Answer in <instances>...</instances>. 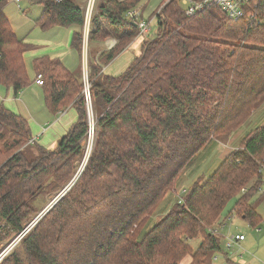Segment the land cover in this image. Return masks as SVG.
I'll return each instance as SVG.
<instances>
[{
	"label": "trees",
	"instance_id": "obj_1",
	"mask_svg": "<svg viewBox=\"0 0 264 264\" xmlns=\"http://www.w3.org/2000/svg\"><path fill=\"white\" fill-rule=\"evenodd\" d=\"M6 1L0 0V85L17 95L31 84L23 60L29 46L2 12ZM85 1H38L35 27L77 29L71 47L82 54ZM140 1L105 0L92 15L88 43L116 40L88 63L93 149L77 181L19 241L42 212L32 204L49 178L57 194L81 166L89 128L83 76L55 59L32 62L49 114L71 106L77 114L51 150L31 145L28 121L0 104V256L18 241L0 264H180L187 256L207 264L222 252L209 231L231 200L235 217L256 230L261 225L252 199L264 187V125L138 239L196 156L213 140L226 142L264 105V0H251L236 22L214 7L189 18L181 0H165L140 55L122 75H105L102 67L139 36L126 14Z\"/></svg>",
	"mask_w": 264,
	"mask_h": 264
},
{
	"label": "rangeland",
	"instance_id": "obj_2",
	"mask_svg": "<svg viewBox=\"0 0 264 264\" xmlns=\"http://www.w3.org/2000/svg\"><path fill=\"white\" fill-rule=\"evenodd\" d=\"M38 1L40 0H19L16 3L13 0H7L3 4L4 6L2 9V12L6 15V17L10 21L12 31L14 34L16 33L17 35L16 37L19 39H22L23 41H25L26 44L35 48L33 51H29V52H26L28 50L27 49L23 56V60H24L26 70H27V75L30 78L31 83L36 78L33 72V67H32L33 66L32 62L34 61V59L51 58V57H52L51 59H53L56 57L53 56L52 53L63 52V51L66 52V55L69 52V55H70V50H71V57L70 58L65 57V59H67L70 66L75 65L76 68L80 66V72H81V75L83 76V89L82 90L84 91L85 78L88 77V75L86 74L87 73L86 70L84 71V66L85 64H87V61L89 65H92V62L95 61V60H93L92 62L89 61L90 54H92L94 51L93 56L95 57L96 52H98L99 49H101V46H100L101 43H104L106 39L108 38H111L114 40L115 38L108 37L104 41L95 40V41H91V43H88L89 33L84 34L83 29H82L83 41L81 43V46H82L83 52L80 57V54L78 52H75V50L72 47H70L74 31H76L77 29L62 27V28H57L55 30L48 29L46 31V30H41L38 27H35V20L36 18L40 16V13L42 11L40 4H37ZM164 1L165 0H141L136 6L137 8H139L142 18L146 20V22L148 23L149 21L152 22L151 27H150L151 31L148 36H145L147 38H150V36H152L157 31L156 13L159 12V10L161 9L160 6L163 4ZM85 2H86V7H88L90 3L91 5H93L92 14H91V17H92V15L96 13L98 6H101L102 4H104L105 0H86ZM145 37H143L144 40L146 39ZM134 41L135 40L127 44L124 51L128 49L129 47H131L132 46L131 44L135 43ZM140 48L142 49V43L140 45ZM140 48L138 44L135 45V49H132L130 51V55L137 56L139 52H141ZM104 53L106 52L105 51L98 52L96 55L97 56L96 61L98 59V56ZM113 72L115 73L114 69L111 68L110 70L107 71L106 75L107 74L114 75ZM76 75L78 74L76 73ZM30 85L28 87H30ZM87 85L89 86V84ZM5 88L2 85H0V95L2 97L5 96ZM37 92H38L37 93L38 103L40 106H42L46 110L47 108L44 105V92L42 91V88L37 90ZM36 109H37V106L32 107L33 111H35ZM95 117H96V114L92 112V118L94 119V124L96 123ZM263 125H264V105L257 112H255L254 116L252 115V117L240 127V130H238L236 133H233L230 136V138L226 140V142H219V141L218 142L221 144L227 145L228 141H232L229 143H231L232 145H235V147H238L240 144L239 142L244 136H246L251 131L255 130L256 127L263 126ZM219 143H212V145L208 149H205V150L203 149L198 154V156H196L192 166L190 167V171L187 170L188 173L186 171L184 173V176L178 180L176 187H175L176 189L175 193L172 192L169 194V196L165 198V200L161 203V205L156 210L155 214L150 218L148 223L145 226H143L142 229H140V231L138 232L139 233L138 239H141L142 235L145 232H147V230H149L158 221H160V218L164 215L163 213H165L167 210H170V208L174 204L173 202L176 200V199H173L174 196H178V198H181L182 194L184 193L183 191H185L193 183L192 178L194 176L199 175L200 177V175L201 176L203 175L205 177H209L213 174V170H215L216 167L221 163L220 162L221 159L218 156V154H220V151H218V149L216 148V145L220 146ZM87 146H88V141H86V144H85L86 150H85L84 157H86V159H87V156L90 155L87 151L88 150ZM0 147L2 146L0 145ZM84 157L82 159L81 166L79 167L80 170L83 169V166L86 164L85 163L86 159ZM192 175L193 177H191ZM52 183H53V179L49 178V180L45 184V187L42 189V192L38 195L36 200L33 202L32 205L38 211L41 209L42 211H44L46 207L53 201L55 196L60 193L59 192L56 194L55 191L51 192V190H49L51 188ZM263 192H264V187H263ZM261 195H262L261 193H258L257 196H255L252 199V203H254L255 205L257 214H259L262 217L261 225L258 226L260 230L259 233H256L253 230V228L249 227L247 223L243 222L238 217H235L234 211L232 210L234 206L233 200H231L228 203V206L226 207L223 213V217H224L223 219H224L225 226L222 227L223 226L222 224L221 227H219L220 230L218 231L219 234L217 235L220 238V246H221L222 252L216 253L213 257V259H217L216 262L213 261V259L212 261L210 259L209 260L210 264H230L227 261H225L222 254H226L227 256H230L231 258H229L228 260L236 262L235 264H241V261H242V264H260L261 261H264V197H262ZM228 214L230 218L227 219L226 216ZM238 234H242L244 237H246V241L242 243L240 247L238 246L233 247V249H231L230 251H227L225 248V243H226L225 239H228L230 238V236H235ZM17 243L18 241L15 242V244ZM197 245H198V242L192 243V247L194 249L197 248ZM13 246L14 245H11V248ZM186 260H189V257H186L184 262Z\"/></svg>",
	"mask_w": 264,
	"mask_h": 264
},
{
	"label": "crops",
	"instance_id": "obj_3",
	"mask_svg": "<svg viewBox=\"0 0 264 264\" xmlns=\"http://www.w3.org/2000/svg\"><path fill=\"white\" fill-rule=\"evenodd\" d=\"M36 20H37V18H36ZM55 29H57V28H52L51 30H55ZM143 37L144 36L137 37L134 41L135 43L131 44L132 45L131 47H129L128 49L123 51L118 57H116L114 59V61H112L106 67H102V73H104L106 75L107 71L110 70L111 68H113L115 73L113 72L114 75H112V76L122 75V73L129 67V65L136 58V55H134V56L130 55V51L132 49H135V45H137V44L139 45V48H140V45L143 42ZM23 43L26 44L25 41H23ZM115 43H116V41L114 39H111V38L106 39V41L104 43H101L102 45L100 44L101 49H99L98 52H104V51L106 52V51L112 49L115 46ZM26 45H28V44H26ZM28 46L30 49H28L26 52L33 51L35 49L30 45H28ZM75 52H78V51L75 50ZM98 52H96V55ZM24 54H25V52H24ZM93 54H94V51L92 54H90V60L89 61L92 62L93 60H95L92 63L98 62V60L96 61L97 56L95 55V57H94ZM139 54H140V52H139ZM52 55L56 57L53 59L61 62L73 74L78 73V72L81 74L80 66L78 68H76L75 65L70 66L67 59H65V57H69V58L71 57V50H70V55H69V52L66 55L65 51L55 52V53H52ZM80 57H81V54H80ZM89 69L90 68L88 67V61H87V64H85V66H84V71L86 70V72H87L86 74H88ZM36 78L31 83L30 87H26L25 90L24 89L21 90L20 93L17 95H15V92H13L12 88H10V87L5 88L4 87L5 88V96L2 97L0 95V104H2L5 108H7L9 111L14 113L15 115L23 117L26 121H28L29 126H30V132H31L32 140L34 141V143H33L34 145H38L41 148L46 149V150H51L52 148H54L57 145L58 141L65 136V133L77 122V114H76L74 107H72V106L69 107L68 109H66L65 112H63L57 116H54L51 113L49 114L48 110L47 109L45 110L38 103V99H37V93L38 92H37V90L42 88V86H40L36 83ZM33 106H37V109L35 111L32 110ZM229 142H232V141H228L227 145H224V144L219 143L218 141L213 140L210 143V145L208 147H206L205 149H208L212 145V143H219L220 146L216 145V148L218 149V151H220V154H218V156L221 159L220 162H222L225 159V157L227 156V154L231 153L233 150H236L238 148ZM188 171H190V168L188 169ZM188 171H187V173H188ZM193 175L191 177H193ZM202 176L200 175L201 178H207L205 176H203V177ZM200 177H199V175L194 176L192 178L193 183L196 180H198V178H200ZM167 196H169V195H167ZM262 197H264V195H262ZM173 199H176L175 201H177L178 196H174ZM168 211L169 210H167L165 213H167ZM165 213H163V214H165ZM253 230L256 233L260 232L259 228L257 229V230H259V232H257L256 229H253ZM238 235H242V234H238ZM245 241H246V237H244V241L239 243L238 246L240 247V245L242 243H244ZM187 257H189V256H187ZM229 258H231V257L227 256L225 254V257H224L225 261H227L230 264L236 263L233 261H229L228 260ZM185 259H183L181 261L182 263H180V264H192L190 257H189V260H186L184 262ZM212 259H213V257H212ZM212 259H211V261H212ZM216 260L217 259H213V261H215V262H216ZM207 264H210V261ZM241 264H242V261H241Z\"/></svg>",
	"mask_w": 264,
	"mask_h": 264
},
{
	"label": "built area",
	"instance_id": "obj_4",
	"mask_svg": "<svg viewBox=\"0 0 264 264\" xmlns=\"http://www.w3.org/2000/svg\"><path fill=\"white\" fill-rule=\"evenodd\" d=\"M16 3L18 0H14ZM57 3L60 2V0H56ZM251 0H181V6L183 7L184 14L191 18L198 12L204 11L209 7H214L217 8L220 12H223L225 16L231 20L236 22L237 20H240L246 16L245 9L246 7L250 4ZM92 9L93 5H88L86 11H85V21H84V26H83V32L89 33V25L91 22V14H92ZM127 19L130 21L136 23V27L139 30V36H148L151 29V21L146 22L142 18L141 12L139 8H136L126 14ZM87 76V75H86ZM36 83L40 86H42L43 81L42 77L40 75L36 76ZM88 84V77L85 78V88L83 91L84 94V99H85V105H86V110H87V119H88V153L91 152L92 150V145L94 142L95 134H94V119L92 118V104H90V90ZM34 143L33 140L30 141V144L32 145ZM88 158V157H87ZM259 173H261L264 176V165H262L259 170ZM264 186V184H263ZM263 194V187L259 189V192ZM177 202L180 204L181 203V198L177 199ZM230 218V217H229ZM220 218L219 220L216 221L214 226L211 228L209 232H211L214 236L219 234V227L223 224L222 227H224V219ZM259 232V230H257ZM225 248L227 251H230L233 249V247H237L239 243L244 241V236L243 235H235V236H230V238L225 239ZM239 247V246H238ZM13 248V247H12ZM11 250V248H10ZM9 251V250H8ZM5 255L7 254V252ZM260 264H264V261H261Z\"/></svg>",
	"mask_w": 264,
	"mask_h": 264
},
{
	"label": "water",
	"instance_id": "obj_5",
	"mask_svg": "<svg viewBox=\"0 0 264 264\" xmlns=\"http://www.w3.org/2000/svg\"><path fill=\"white\" fill-rule=\"evenodd\" d=\"M87 160V159H86ZM86 162V161H85ZM82 170V169H81ZM81 170H79L78 172H77V174L74 176V179L71 181V183L70 184H68L67 185V187L64 189V190H62L58 195H57V197H55L54 199H53V201L46 207V209L44 210V211H42L41 213H39V215L31 222V224H29L26 228H25V230H24V232L20 235V236H18V241L19 240H21L22 239V237L25 235V233H27L32 227H34L36 224H37V222L48 212V211H50L51 209H52V207H53V205L61 198V197H63L65 194H66V192H67V190L77 181V179H78V176L81 174ZM12 245H15V242L12 244ZM10 248H11V246H10ZM10 248L8 249V250H10ZM8 250H6V251H8ZM6 251H4V253H3V255H1L0 256V260L3 258V256L5 255V253H6Z\"/></svg>",
	"mask_w": 264,
	"mask_h": 264
},
{
	"label": "bare ground",
	"instance_id": "obj_6",
	"mask_svg": "<svg viewBox=\"0 0 264 264\" xmlns=\"http://www.w3.org/2000/svg\"><path fill=\"white\" fill-rule=\"evenodd\" d=\"M90 154V153H89ZM88 157V156H87ZM86 159V157H84ZM84 165V164H83ZM84 167V166H83ZM80 170V169H79ZM64 190V189H63ZM8 248V247H7ZM4 251V250H3ZM3 253V252H2Z\"/></svg>",
	"mask_w": 264,
	"mask_h": 264
}]
</instances>
